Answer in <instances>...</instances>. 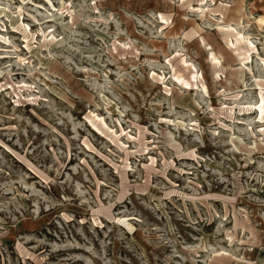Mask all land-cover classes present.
Returning <instances> with one entry per match:
<instances>
[{"label":"rangeland","instance_id":"obj_1","mask_svg":"<svg viewBox=\"0 0 264 264\" xmlns=\"http://www.w3.org/2000/svg\"><path fill=\"white\" fill-rule=\"evenodd\" d=\"M0 264H264V0H0Z\"/></svg>","mask_w":264,"mask_h":264}]
</instances>
